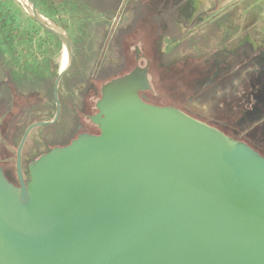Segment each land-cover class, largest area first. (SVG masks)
<instances>
[{
  "label": "water",
  "instance_id": "1",
  "mask_svg": "<svg viewBox=\"0 0 264 264\" xmlns=\"http://www.w3.org/2000/svg\"><path fill=\"white\" fill-rule=\"evenodd\" d=\"M72 61L55 81V117L19 144V185L0 167V264H264V156L145 101L148 65L102 85L99 134L51 148L24 180L26 139L60 118Z\"/></svg>",
  "mask_w": 264,
  "mask_h": 264
},
{
  "label": "rangeland",
  "instance_id": "2",
  "mask_svg": "<svg viewBox=\"0 0 264 264\" xmlns=\"http://www.w3.org/2000/svg\"><path fill=\"white\" fill-rule=\"evenodd\" d=\"M38 1L41 3L40 0ZM126 1H122L123 3L118 10L116 19L105 29H102L100 23L101 15L94 6L86 1L75 4L72 0H69L60 7L59 14L52 12L47 4H40V8L46 13H51L55 20L62 22L67 27V31L63 30L62 35L74 43L78 65H80L79 61L83 54L81 46L85 47L90 60L87 76H92L98 70L99 73L96 77L94 76L90 79L92 83L91 91L85 85L73 90L74 105L69 112L61 115V123L58 126L37 127L29 133L22 152L23 172L26 178H29L28 167L33 158H39L54 146L62 143L58 140L50 141L52 134L70 124L73 125L77 119H81L83 109H86L88 105L92 107L88 110V113L96 112L95 104L101 96L100 89L102 85L113 78L119 77L122 72L126 73L128 69H132L135 65L149 66L152 93L147 96L148 103L156 106L176 107L206 123L209 122L201 116L192 113L189 109H194L197 114L210 119L211 111L218 108V102L215 101L214 95L219 92V85L224 81H229L232 73L239 69L241 63L245 62L248 57L256 55L261 63L258 70L264 69V43H259L256 48L252 44L244 42L238 45L241 40L240 37L233 40V43L228 46L229 50L226 52L218 51L209 60L198 55L195 59H186L163 67L162 63L157 61L159 58L153 57L155 54L160 57L164 54V51L168 50V46L165 45L166 42L164 43L162 37H160L156 53L153 52V49H145V44L143 43L136 44L132 37L125 38V42L124 39L122 42L119 41L118 36L122 31L131 29L135 31V28L139 27V25L149 26L150 24L149 17L145 18L146 20L136 21L134 10L126 14ZM148 1L151 5H157L160 0ZM178 1L162 0V8L167 9L170 6H174ZM32 2L31 0H0V80L5 78L10 80V83L8 81L4 86L3 92L0 93V167L3 168V164H8L5 170L9 173L15 171L13 167L16 164V154L25 130L35 122L52 120L50 117L56 114L57 111L55 102H50V104L46 102L43 105L37 104V100L43 95L41 90L38 91L40 85L38 84V72L42 71V65L47 63L49 56L57 51V46L53 41L50 44L48 38L36 35L33 37L28 30L37 21L34 17L35 12L32 8ZM153 8V12L156 11V6ZM124 9H126V12H124ZM41 16L49 19L42 14ZM178 17L179 12L177 11L174 17L170 18V22L177 21ZM39 20L49 26L45 20ZM162 25L164 28L166 27L164 23ZM139 31H135L138 32V38H144L146 33ZM61 42L64 49L62 39ZM137 51H139L140 56L138 60L136 57ZM125 57H128L132 63L129 65L130 67L126 65V69L122 71L121 68L125 64ZM55 61L61 63V55ZM176 61L173 60V62ZM175 65L180 66V72L181 74L183 73L182 77L180 79L178 77L167 78ZM196 65L204 66L203 73L205 78L196 89L203 90V92L198 91V94H203V97L201 95L198 98H193L185 82L188 81L187 77L192 75V69ZM203 73L200 69V74ZM163 77L167 79L164 80ZM65 88L66 85L62 86V94H65ZM33 89L36 91L34 92ZM260 89L264 90V85H261ZM0 90L2 89L0 88ZM258 118L254 115L253 118H245V121L241 120V124L231 127V130L235 134L236 131L239 132L240 137L244 141L264 150V119ZM250 124H252V127L246 129L245 127ZM82 125L85 130L93 131L90 123L82 122ZM14 127L16 130L18 129L17 134ZM48 141L49 144L47 143ZM252 147L256 149L254 146ZM257 151L260 152L259 150ZM2 160L3 162H1Z\"/></svg>",
  "mask_w": 264,
  "mask_h": 264
},
{
  "label": "trees",
  "instance_id": "3",
  "mask_svg": "<svg viewBox=\"0 0 264 264\" xmlns=\"http://www.w3.org/2000/svg\"><path fill=\"white\" fill-rule=\"evenodd\" d=\"M35 2L37 6V10L40 14L44 15L45 17L51 19L54 23L62 27L64 30L67 31V27L62 22H59L54 19V16L51 15V13H46L42 8H40V4H47L48 7L52 12L55 14L60 13V7L64 4H66L69 0H40L41 3L38 0H31ZM75 4H79L82 1H86L90 5L94 6L98 13L101 15V26L102 29L107 28L110 26L114 19L117 17L118 10L123 3V0H72ZM153 2V0H151ZM164 1V0H163ZM127 12L131 9H135V14L137 15L136 21L139 20H146L145 18L149 17L150 24L149 26L145 25H139V27H136L135 31L143 32L144 38H138V32H135L134 30H125L122 31L121 34L118 36V39L120 42L126 41L125 38L132 37L134 38L136 44L137 43H143L145 49H153L154 53H156L157 45L160 43V37L165 34L169 33V40L166 42L165 45H167V51L164 52L160 57L158 55H154V58H159L158 63L161 62L163 67H166L167 65L171 63H179L183 60H192L195 59L196 56L186 57V58H179L178 53L185 50H193L198 47L202 48H210L211 41L213 39L218 38V31H216L212 26H210L207 31L201 33V34H195L191 35L187 39H182V36L176 32V28L171 25L170 18L174 17V14L177 13L176 7L170 6L167 9L162 8L163 2L160 0L157 5H151L149 1L147 0H127ZM150 4V5H149ZM156 6V11L153 12L154 8L152 7ZM148 20V21H149ZM165 20L166 24L163 22ZM165 24L166 27L164 28L162 24ZM35 25V26H34ZM214 27V26H213ZM138 29V30H137ZM31 32V35L33 37L40 36L48 38L51 42L53 41L54 44L57 46V51L51 54L49 58L47 59V63L42 65V71L38 72V84L39 90L42 91L43 95L41 98L37 100V104L43 105L46 102H55L54 98V85L55 81L59 76V64L55 63V59L61 55L63 45L61 42V39L59 36L45 27L43 24L38 23L37 21L33 26H31L28 29ZM0 32H1V26H0ZM133 44V43H132ZM70 47L71 52L73 55V61L68 69V71L63 76L60 85H59V100L61 103V115H65L67 112H69L73 105H74V96H73V90L77 88L81 83L87 84V86L90 84L93 76L96 74L97 71H95L92 76H87V69L89 66V58L85 51V47L81 46L82 50V56L80 58V65L77 63V56H76V49L74 43L70 40ZM204 58H207L209 60L210 56L207 54L204 56ZM173 60H177L176 62H173ZM132 62L128 57H125V64L124 68L122 67L121 70L124 71L127 67H130L129 65ZM194 63V62H193ZM179 65V64H178ZM175 65L173 66V70L168 75L167 78L175 77V78H181L182 74L180 72V66ZM261 63L257 59L256 55H253L251 57H248V59L241 63V66L239 69L235 70L229 81L222 82L219 86V92L214 95L215 101L218 102V108L213 109L211 111L210 119L208 117L202 116L205 120L209 122V124L214 125L218 127L220 130L225 132L226 134L239 139L241 141H244L240 136V133L236 131V134L232 132L233 126L240 125L242 121H245L244 119L253 118V115L257 118L260 117V119H264V90L260 89L261 85H264V69L258 70ZM37 67V66H36ZM135 67V66H134ZM133 67V68H134ZM203 65H196L194 66L193 73L191 76H186L188 81L185 82V85L187 89L190 91V95L193 98H198L199 96L203 94H198L200 92H203V90H196L199 84L204 81L205 74L203 73ZM132 68V69H133ZM124 69V70H123ZM131 68L128 69L132 70ZM200 69L203 74H200ZM126 71V73H128ZM99 73V72H98ZM121 73L120 76L126 74ZM166 77L163 79L166 80ZM173 79H171L172 81ZM12 82V80H11ZM174 82V81H172ZM187 83V84H186ZM66 85L65 94H62V86L64 87ZM36 91V90H35ZM263 91V92H262ZM41 92V93H42ZM152 93V90L141 92L142 98L147 101L148 94ZM205 93V92H204ZM86 96V94H85ZM178 96V94H177ZM213 97V96H212ZM177 98V97H176ZM197 101V100H196ZM195 102V101H193ZM221 106H220V105ZM37 106V105H35ZM192 113L197 114L196 110H192ZM65 113V114H63ZM60 119L55 122L54 124H51V126H58L60 124ZM260 115V116H259ZM55 114L52 115L50 118H54ZM259 119V118H258ZM40 120V119H39ZM242 120V121H241ZM252 127V124L245 127L246 129H249ZM66 127H64L65 130ZM243 129V128H242ZM247 144H249L251 147L254 146L256 149L259 150L262 155L264 154V150L259 149L255 145L244 141ZM259 152V153H260ZM264 156V155H263Z\"/></svg>",
  "mask_w": 264,
  "mask_h": 264
},
{
  "label": "crops",
  "instance_id": "4",
  "mask_svg": "<svg viewBox=\"0 0 264 264\" xmlns=\"http://www.w3.org/2000/svg\"><path fill=\"white\" fill-rule=\"evenodd\" d=\"M175 7L179 17L177 21L171 22V25L176 28L182 39L201 34L210 26L218 31V38L211 41L210 48L198 47L181 51L178 53L179 58L198 55L204 57L207 54L214 57L218 51L229 50L228 46L238 37L241 38L238 45L244 42L256 48L259 43H264V0H179ZM131 10H134L135 14V9ZM131 10L126 12L124 9V12L127 14ZM135 16L137 19L136 14ZM163 22L166 24L165 20ZM161 37L165 43L169 40V33ZM58 64L60 72L61 63ZM8 81L10 83L7 78L0 80V93ZM33 90L35 92V89ZM48 103L50 104V101Z\"/></svg>",
  "mask_w": 264,
  "mask_h": 264
},
{
  "label": "flooded vegetation",
  "instance_id": "5",
  "mask_svg": "<svg viewBox=\"0 0 264 264\" xmlns=\"http://www.w3.org/2000/svg\"><path fill=\"white\" fill-rule=\"evenodd\" d=\"M137 57V60L140 58V56ZM137 65H135L136 67ZM134 67V68H135ZM98 72L99 70L96 72V74L94 75L95 77L98 75ZM93 76V77H94ZM86 86L87 87V84L85 83H81L77 88H81L82 86ZM88 88L90 89V91L92 90V83L90 82V84L88 85ZM101 90V89H100ZM97 103V102H96ZM95 107H96V104H95ZM92 108L90 105H88V107L86 109H83V115H82V118L81 119H77V121L72 125L70 124L69 126H66L65 130H60L58 132H54L52 134V137L50 138V141H54V140H58V141H61L62 143L58 146H65L69 143H71L75 138H77L80 134H83V133H89V134H94V135H97L100 133V129L99 127L94 124V122L91 120V116L95 115L96 113H98V109L96 108V112L94 113H88V110ZM196 115H199V114H196ZM200 116V115H199ZM202 117V116H201ZM203 118V117H202ZM59 120V119H58ZM82 122H86V123H90L92 125V128H93V131L92 132H89L87 130H85V128L83 127L82 125ZM209 124V123H208ZM211 125V124H210ZM17 126V125H16ZM214 126V125H212ZM216 127V126H214ZM15 128V127H14ZM218 128V127H217ZM219 129V128H218ZM27 130V129H26ZM25 130V131H26ZM18 132V129L16 130L15 128V133L17 134ZM25 133V132H24ZM49 144V141L47 142ZM56 147V146H54ZM22 158H23V153H22ZM35 159L33 158L31 163L34 161ZM3 162V160L1 161ZM30 163V164H31ZM22 164H23V159H22ZM8 166V164H3V170L6 174V176L8 177V179L13 182L14 184L16 185H19V177H18V172H17V154H16V164H15V167L13 172L9 173L8 171L5 170V167ZM24 173V172H23ZM29 178H26L25 177V174H24V180L27 181Z\"/></svg>",
  "mask_w": 264,
  "mask_h": 264
},
{
  "label": "bare ground",
  "instance_id": "6",
  "mask_svg": "<svg viewBox=\"0 0 264 264\" xmlns=\"http://www.w3.org/2000/svg\"><path fill=\"white\" fill-rule=\"evenodd\" d=\"M34 12H35V19L36 20H39V19H42V20H45V22L54 30H56L57 32H59L61 35L63 34V29L61 27H59L57 24L53 23L51 20L49 19H45L43 16L38 15L39 12L36 11L34 9V7L32 6ZM38 15V16H37ZM39 18V19H38ZM41 22V20H39ZM46 25V24H45ZM48 26V27H49ZM63 36V35H62ZM71 63V52H70V49H69V45L67 44L66 41H64V49H63V52L61 54V67L62 69H65L67 68V66H69V64Z\"/></svg>",
  "mask_w": 264,
  "mask_h": 264
}]
</instances>
